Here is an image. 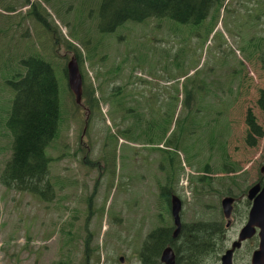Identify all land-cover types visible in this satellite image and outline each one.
<instances>
[{"label": "rangeland", "instance_id": "rangeland-1", "mask_svg": "<svg viewBox=\"0 0 264 264\" xmlns=\"http://www.w3.org/2000/svg\"><path fill=\"white\" fill-rule=\"evenodd\" d=\"M239 1L224 0L217 24L207 36V29L213 26L212 15L202 24L192 26L191 31L180 24L174 28L169 22L159 24L157 20H148L140 24L125 23L106 34L97 27L101 0H30L45 8L56 30V33L50 30L47 35L38 24L29 23L31 51L52 66L58 83L59 108L63 120L67 121H61L58 136L45 150L46 156L51 158L49 180L55 192L52 202H43L25 191L7 189L0 183V264H121V257L122 264H140L138 254L145 236L164 221L170 224L167 228L172 226L173 230L174 227L170 215L157 202L158 178H166L161 167L165 168L167 161L159 151H152L154 148L167 151L169 147L164 144L165 140L148 145L151 150L133 145L128 134L118 128L129 120L119 111L121 101L108 97L111 89L126 87V94L138 99L135 109L144 111V101L151 94L155 119L159 110H167L166 116L173 114L174 123L180 115L184 97L181 80L173 91L176 80L200 78L205 84L220 87L219 95L227 87V73L242 61L243 81L240 85L229 86L232 101L227 106L226 117L221 115L216 122L223 128L221 140L225 141L228 161L237 171L209 174L211 184L195 183L201 189L194 192L195 185L190 184V178L196 180L200 172H204L202 166L206 163L213 171L220 164L218 152L208 149L209 135L199 121L192 125L195 136L187 138V142L194 143L189 145L195 146L191 160L184 158L182 148L167 153L177 165L180 159L181 169L179 176L174 178V191L183 202L181 221L221 218L223 221L218 224L225 231V250L230 248L247 221L251 206L246 198L247 191L256 184L262 186L264 180L260 172L264 166V136L256 139V145H249L245 124L249 109L264 134V112L258 105L264 90V70L257 61H245L240 47L235 57L227 60L216 50L223 45L226 53L228 44L235 48L236 36H242L241 31L234 30L238 23L234 18L244 13ZM242 1L252 6L255 0ZM28 8L25 6L22 14ZM263 12L264 8L260 7L259 14ZM6 28L4 17L0 16V29ZM66 41L81 53L82 62L77 64L84 85L96 88L99 97L101 92H106L107 102L100 101V112L95 110L87 125V110L83 104L75 110L63 72L74 54ZM188 52L186 72L164 71L173 70L177 57ZM194 65L198 70L195 74L192 72ZM0 90H3L0 91L1 173L11 153V139L4 128V118L13 93L5 86ZM120 91L123 93L122 89ZM170 97L175 101L173 104ZM210 102L208 98L206 103ZM212 108L204 122H210L212 115L213 120L217 117L213 114L216 106ZM147 118L145 112L144 120ZM165 122L164 118L156 121L155 133L158 134ZM172 129L173 125L169 133ZM141 147L143 149L139 150ZM180 178L185 179L184 182ZM226 196L235 200L229 225L221 210V201ZM87 238L88 249L93 251L92 258L85 260ZM254 247H257V239L243 242L234 252V264H249ZM224 251L219 254L217 264Z\"/></svg>", "mask_w": 264, "mask_h": 264}, {"label": "trees", "instance_id": "trees-1", "mask_svg": "<svg viewBox=\"0 0 264 264\" xmlns=\"http://www.w3.org/2000/svg\"><path fill=\"white\" fill-rule=\"evenodd\" d=\"M5 1H8V3ZM260 1L262 3L260 2L259 8L252 6L250 13L247 14V20H242L241 17L234 18V21H238L234 30L242 32V36H236L238 39L235 40L236 47L234 48L228 44L225 49L226 53H224L223 45H219L216 50L219 55H222V58L227 60L231 56L235 57V52L239 51L238 48L240 47L241 55L245 61H257L261 69L264 70V12L262 15L259 14L260 7L264 8V0ZM223 2L224 0H101L97 14V27L101 33L107 34L114 32L115 29L122 27L125 23L140 24L148 20H157L159 24L169 22L174 28L176 24H180L190 30L192 26L202 24L212 15L211 24L213 26L207 29L208 36L217 24L219 10ZM3 3L5 8L9 9H3L0 5V11L3 12H0V16L4 17L8 25V28L0 29V87L5 86L8 88L13 93V97L11 106L6 111V117L4 118L6 119L4 128L11 139V153L0 173V183L7 189L18 192L25 191L43 202H52L55 198V192L49 180L51 158L46 156L45 150L58 136L61 121L64 123L67 120H63L59 108L58 83L52 66L40 55L31 51L29 23L38 24L47 35L50 30L55 33L56 30L49 21V14L40 3H30V0H0V4ZM16 4L21 7L18 14L13 15L11 9ZM25 6H29L28 11L22 14ZM241 23H244V25H241ZM249 24H254V30L247 27ZM157 27L160 28V26ZM66 43L68 48L74 51L73 58L81 63V53L75 49L72 43L68 41ZM188 54L189 52L177 57L173 70L164 71L186 72ZM243 67L244 63L238 61L237 68H231V71L226 75L227 87L219 95H217V92L220 87L205 84L200 78L191 79L186 77L183 79L182 77L176 80L174 82L176 84L172 86L173 91L175 87L178 88L182 81L181 92L184 97L181 102L180 115L174 123L173 114L166 116L167 110H159V114L157 113L155 119L154 113L156 111L153 108L155 104L151 99V94H148V99L144 101V111L140 108L135 109L134 106L138 99L132 94H126V87L117 86L111 89L108 97L112 98L111 100L118 98L121 101L119 111L129 120L125 125L118 128L128 134V137L133 141L132 144L142 145L151 150L148 145L165 140L164 144L169 147L167 151L159 148L152 149V151H159L163 156L162 158H166L167 161L166 167H161V171L165 173L166 178H158L159 194L157 202L168 215H170L172 196L180 198L174 191V178L179 176L178 171L181 169V164L178 154L179 163L177 165L167 153L182 148L185 152L183 154L184 158L187 161L191 160L195 146H190L194 143L187 142V138L192 135L195 136V131L192 130V125L195 122L199 121L205 125L206 132L209 135L206 144L209 151L215 150L218 152L220 164L213 171L210 164L206 163L202 166L204 172H200L201 175L196 180L190 178V184L195 185L194 192L198 193L201 189L195 183H200L201 186L211 184L212 179L208 176L209 174H228L237 171L235 166L228 161L225 152V141L221 140L223 139V128L216 122L221 115L226 117L227 106L232 101L229 86L241 84L243 81ZM65 68L63 72L66 75ZM192 72L195 74L198 70L195 68ZM105 95L106 92L103 91L99 97L96 88L82 84V104L87 110L85 125H87L88 119L91 120L95 110L100 112V101L107 102ZM208 98L211 100L210 103H206ZM170 100L172 104L175 102L173 97H170ZM73 104L75 110L82 107V105H75L74 101ZM214 105L216 108L213 114L216 113L217 117L213 120L212 115L210 122H204L205 115L213 109L212 106ZM258 105L264 112V90L261 91ZM145 112L148 116L146 121L144 120ZM160 118L166 119V122L163 127L159 128L157 134L154 128L156 121ZM245 124L248 127L246 142L254 146L256 145V139L262 138L264 134L249 109L246 111ZM172 125V132L169 133ZM217 126L220 128L217 129ZM167 134L168 138L165 139ZM143 147L138 149L141 150ZM161 181L164 184H161ZM181 203L183 202L181 201ZM220 221L223 220L220 218L219 220L208 221L202 217L191 222L181 221L180 232L175 239L172 236L174 227L173 230L172 226L167 228L170 224L164 221L162 226L151 230L145 236L138 254L140 264H161L159 257L166 247H170L174 252L175 264H217L219 254L226 248L225 231L218 224ZM253 239L256 240L257 237ZM88 242L89 238L84 242L85 260L92 258L93 249H88Z\"/></svg>", "mask_w": 264, "mask_h": 264}, {"label": "water", "instance_id": "water-1", "mask_svg": "<svg viewBox=\"0 0 264 264\" xmlns=\"http://www.w3.org/2000/svg\"><path fill=\"white\" fill-rule=\"evenodd\" d=\"M66 79L67 86L74 98V103L77 106L82 105V77L79 71L78 64L74 58H71L66 64ZM260 172L264 178V166L260 168ZM247 200L251 206L248 211L247 221L240 229L237 240L234 241L230 248L225 250L220 257V264H234V252L241 247L243 242L257 236V247L252 251L249 264H264V180L262 186L256 184L250 187L246 194ZM234 199L231 196H226L221 201V210L225 219L230 224V217L233 210ZM181 200L172 196L170 203V214L173 226L175 227L172 233L173 238L177 237L181 228ZM119 262L123 263V258H119ZM160 262L163 264H175V255L170 247H166L160 255Z\"/></svg>", "mask_w": 264, "mask_h": 264}, {"label": "flooded vegetation", "instance_id": "flooded-vegetation-1", "mask_svg": "<svg viewBox=\"0 0 264 264\" xmlns=\"http://www.w3.org/2000/svg\"><path fill=\"white\" fill-rule=\"evenodd\" d=\"M6 3H8V1H5ZM260 2L262 3V1H260V0H255L254 2H253V4H252V6L254 7V8H259V5H260ZM239 3L241 4V7H242V9L244 10V13H243V15L241 16V19L242 20H247V14H249L250 13V8L252 7V6H249L248 4H245L242 0H240L239 1ZM236 4L238 5V2H236ZM1 5V7L3 8V9H9V8H5V4L3 3V4H0ZM12 10V12H11V14H13V15H17L18 14V12H19V6L16 4L15 5V7L13 8V9H11ZM0 12H2V11H0ZM3 13V12H2ZM241 25H244V23H241ZM249 29H251V30H254V24H252V26H249L248 27ZM234 203H235V200H234ZM170 217H171V215H170ZM254 238V237H253ZM161 255V254H160ZM121 258H123V257H121ZM234 260V259H233ZM159 261H160V257H159ZM161 263V262H160ZM122 264V263H121ZM161 264H163V263H161Z\"/></svg>", "mask_w": 264, "mask_h": 264}, {"label": "built area", "instance_id": "built-area-1", "mask_svg": "<svg viewBox=\"0 0 264 264\" xmlns=\"http://www.w3.org/2000/svg\"><path fill=\"white\" fill-rule=\"evenodd\" d=\"M185 180V179H184ZM184 180H183V182H184Z\"/></svg>", "mask_w": 264, "mask_h": 264}]
</instances>
